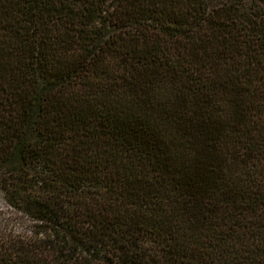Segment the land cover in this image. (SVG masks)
Listing matches in <instances>:
<instances>
[{"label":"trees","instance_id":"trees-1","mask_svg":"<svg viewBox=\"0 0 264 264\" xmlns=\"http://www.w3.org/2000/svg\"><path fill=\"white\" fill-rule=\"evenodd\" d=\"M0 264H264V0H0Z\"/></svg>","mask_w":264,"mask_h":264},{"label":"rangeland","instance_id":"rangeland-1","mask_svg":"<svg viewBox=\"0 0 264 264\" xmlns=\"http://www.w3.org/2000/svg\"><path fill=\"white\" fill-rule=\"evenodd\" d=\"M35 222L27 218L23 213L10 207L3 194L0 192V231L5 234H32Z\"/></svg>","mask_w":264,"mask_h":264}]
</instances>
